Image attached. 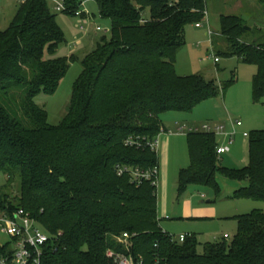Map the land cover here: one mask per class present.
I'll use <instances>...</instances> for the list:
<instances>
[{
    "label": "trees",
    "instance_id": "trees-1",
    "mask_svg": "<svg viewBox=\"0 0 264 264\" xmlns=\"http://www.w3.org/2000/svg\"><path fill=\"white\" fill-rule=\"evenodd\" d=\"M264 9V0H255ZM101 18L111 22V38L96 41L81 62L67 114L58 126L36 103L53 96L78 58L54 57L66 42L47 0H24L7 30L0 32V174L20 182L18 197L0 194V211L24 210L51 236L42 264H113L108 250L128 254L143 264H264V213L235 218L230 243L204 246L189 235L171 242L161 226L156 188L137 186L118 167L152 170L158 154L146 147L163 128L160 117L192 113L203 102L226 94L237 76L219 86L203 76L181 77L177 56L185 31L208 15L207 0H95ZM83 2L65 0L74 17ZM85 16V14L83 15ZM220 55L253 65L252 95L264 101V37L248 42L242 18L222 17ZM262 32V31H260ZM249 165L231 171L219 165L216 137L191 132L190 167L179 175L178 192L210 187L219 196L217 174L247 186L236 200L264 203V129L248 137ZM141 147H130L129 140ZM20 193V195H19ZM130 236L129 247L120 242ZM11 244H0V261L12 260Z\"/></svg>",
    "mask_w": 264,
    "mask_h": 264
},
{
    "label": "rangeland",
    "instance_id": "rangeland-1",
    "mask_svg": "<svg viewBox=\"0 0 264 264\" xmlns=\"http://www.w3.org/2000/svg\"><path fill=\"white\" fill-rule=\"evenodd\" d=\"M23 0H0V32L8 29L16 16ZM57 16V23L63 30L66 42L56 55L51 58H78L53 96L41 95L36 103L48 113V124L58 126L67 114L72 92L78 80L81 62L96 46V41L103 37L111 38V22L101 18L95 0H77L83 2L81 11L87 15L85 31L79 27L80 20L64 12H56L60 0H47ZM208 15L201 28L190 25L186 28V45L177 56L176 72L181 77L201 75L206 80H213L223 87L233 76L237 82L231 86L225 96L203 102L192 113L170 112L160 117L162 127L166 129L159 137V187L158 215L162 230L178 240L180 236H195L199 242L198 253H204V246L223 241L230 243L237 234L238 216L254 211L264 213V203L252 200H236L234 193L247 186L245 181L232 180L217 174L220 195L205 186H190L180 195L178 192L179 175L190 167V155L187 137L191 132L204 133L205 126L224 128L226 134L235 131L230 144L223 135H216L219 146L228 147L229 152L219 157V165L231 171H239L249 165V138L253 132L264 129V101L255 102L252 95L253 79L257 68L241 63L237 58H224L220 53L227 50V44L220 36L221 18H242L249 29L248 42H255L264 37V9L255 0H207ZM100 27L101 32H97ZM210 31L213 36H210ZM262 31V32H260ZM218 59V62L215 60ZM240 122L242 127L234 128ZM7 176L0 174V194L8 193L11 199L18 197L20 182L7 183ZM20 195V193H19ZM230 236L224 239V235ZM10 242L0 235V244Z\"/></svg>",
    "mask_w": 264,
    "mask_h": 264
},
{
    "label": "built area",
    "instance_id": "built-area-1",
    "mask_svg": "<svg viewBox=\"0 0 264 264\" xmlns=\"http://www.w3.org/2000/svg\"><path fill=\"white\" fill-rule=\"evenodd\" d=\"M24 1V0H23ZM66 10L65 0H60V3L55 8L56 12H64ZM85 13L78 11L75 13L74 18L80 20L79 27L82 31H85V23L89 21L84 18ZM87 15V14H85ZM202 24H197L196 28H201ZM97 32H101V28L97 27ZM210 36H213L210 31ZM218 62V59L215 60ZM234 128L242 127L240 122L233 124ZM203 131L205 133H210L220 136H225L230 144L233 143V137L235 136V131L226 134L224 128L216 127L215 129L210 126H205ZM199 132V131H195ZM163 131L161 132V134ZM160 134V135H161ZM155 138L153 141L146 142V147H149L152 151H155L158 154L159 149V137ZM245 138H248V134H244ZM127 145L130 147L136 146L141 147L142 144L138 140H129ZM229 152L228 147L217 146L216 153L218 157H221ZM118 175L123 176L125 174L130 175L132 182L137 186L143 184L144 181H150L152 186L157 190L156 195L158 194L159 187V167H155L152 170H141L139 168H123L118 167ZM0 235L6 236L10 239L12 246V260H1L0 264H42V259L44 257L45 250L53 243L51 236H49L43 228H41L36 221L31 217L29 213L20 209L15 211L12 215L4 211H0ZM189 235L180 236L178 240H175L171 237V242H177L182 244L185 242L186 238ZM225 239H229L228 235H225ZM130 236L125 233L122 235L120 242L124 244L127 248L129 247ZM107 256L111 259L113 264H143L142 261L135 260L132 256L130 250L128 249V254H118L112 250H108ZM155 264H161L159 260Z\"/></svg>",
    "mask_w": 264,
    "mask_h": 264
},
{
    "label": "crops",
    "instance_id": "crops-1",
    "mask_svg": "<svg viewBox=\"0 0 264 264\" xmlns=\"http://www.w3.org/2000/svg\"><path fill=\"white\" fill-rule=\"evenodd\" d=\"M162 128H163V127H162ZM163 130H164V132H166V129H165V128H163ZM163 130H162V131H163ZM244 138H245V137H244ZM225 235H227V234H225ZM225 235H224L223 237H225ZM229 237H230V236H229ZM224 239H225V238H224Z\"/></svg>",
    "mask_w": 264,
    "mask_h": 264
},
{
    "label": "water",
    "instance_id": "water-1",
    "mask_svg": "<svg viewBox=\"0 0 264 264\" xmlns=\"http://www.w3.org/2000/svg\"><path fill=\"white\" fill-rule=\"evenodd\" d=\"M246 30H249V29H247V28H245Z\"/></svg>",
    "mask_w": 264,
    "mask_h": 264
}]
</instances>
